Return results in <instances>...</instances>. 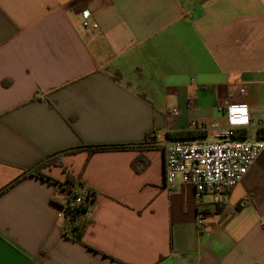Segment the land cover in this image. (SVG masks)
<instances>
[{
  "label": "crops",
  "instance_id": "crops-1",
  "mask_svg": "<svg viewBox=\"0 0 264 264\" xmlns=\"http://www.w3.org/2000/svg\"><path fill=\"white\" fill-rule=\"evenodd\" d=\"M232 107L235 137H261L264 0H0V264H264V154L222 202L165 187L162 151L143 144L227 126ZM97 144L132 146L41 169L96 191L78 242L55 185L27 172Z\"/></svg>",
  "mask_w": 264,
  "mask_h": 264
},
{
  "label": "built area",
  "instance_id": "built-area-1",
  "mask_svg": "<svg viewBox=\"0 0 264 264\" xmlns=\"http://www.w3.org/2000/svg\"><path fill=\"white\" fill-rule=\"evenodd\" d=\"M82 25L95 29L97 24L89 22L90 13L82 11ZM238 95L245 93V88L237 89ZM242 107H232L229 124L219 126L217 123L198 126L212 137L207 141H188L172 139H156L155 134L148 135L145 145L156 146L163 155V183L167 188H173L177 183L191 184L197 199L208 193L226 201L230 190L242 179L255 158L264 154V137L237 138L235 128L240 122ZM175 108L169 114L177 115ZM261 128L263 125L257 124ZM85 194V192H83ZM83 193L81 195H83ZM81 196L75 199L79 202ZM253 196L243 197L237 204L242 208L252 202ZM205 213H197L196 222L203 224Z\"/></svg>",
  "mask_w": 264,
  "mask_h": 264
},
{
  "label": "trees",
  "instance_id": "trees-1",
  "mask_svg": "<svg viewBox=\"0 0 264 264\" xmlns=\"http://www.w3.org/2000/svg\"><path fill=\"white\" fill-rule=\"evenodd\" d=\"M206 135L205 130L199 129L195 126L192 130H181L176 133H166L167 139L172 140H195L198 138H203ZM260 136L264 137V131H260ZM145 144V142L143 143ZM132 145H117V144H97V145H78L75 147H70L62 151H58L49 155L45 160L40 162L38 165L30 169L27 173L30 175L37 176L47 182L55 185L58 194L53 197V200L61 207L60 215L62 217V229L72 238L78 242L82 241V236L85 228L88 224L87 214L94 204L96 198V191L85 186L78 176L73 175L64 166L63 170L65 176L63 179H57L49 176L41 171L42 168L48 165H58L62 166L60 161V155L62 153H73L80 148H85L89 152L102 151V150H112L126 148ZM156 147V146H150ZM140 158L142 165L138 166L136 161ZM137 160L131 162L132 167L138 171L141 169L145 162L142 157H138ZM18 179H16L17 181ZM15 181V182H16ZM85 192V194L83 193ZM83 193V195H81ZM81 196L79 202H75V199Z\"/></svg>",
  "mask_w": 264,
  "mask_h": 264
}]
</instances>
